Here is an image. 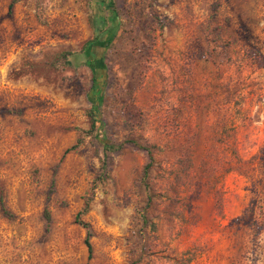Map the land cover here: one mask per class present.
<instances>
[{
  "label": "rangeland",
  "instance_id": "rangeland-1",
  "mask_svg": "<svg viewBox=\"0 0 264 264\" xmlns=\"http://www.w3.org/2000/svg\"><path fill=\"white\" fill-rule=\"evenodd\" d=\"M0 264H264V0H0Z\"/></svg>",
  "mask_w": 264,
  "mask_h": 264
},
{
  "label": "trees",
  "instance_id": "trees-1",
  "mask_svg": "<svg viewBox=\"0 0 264 264\" xmlns=\"http://www.w3.org/2000/svg\"><path fill=\"white\" fill-rule=\"evenodd\" d=\"M112 4H110V2H107V6L109 7ZM113 11V10H112ZM112 18H115V12H112ZM94 21L91 22V24H93ZM116 27V22L112 23L111 28L112 29H107V30H102V32H100V36L97 35L95 36L93 39H91L90 41H88L87 43H85L84 47L82 48V53L84 54V56H86V62L89 64V66L94 67L91 70V86H90V92L91 95L94 96V98L91 100V110H90V130L95 129L97 131V133L95 134V138L99 139V141L101 142V144L106 148L108 143L106 141L105 138H101L102 137V128L101 126H98L96 128V118H97V114H96V110L99 107V102L102 99V91L103 88L106 84V68L103 64V59H104V50L106 48V46L111 42L112 38L114 37V28ZM73 55V53H62L60 58L62 60H64L66 57ZM130 145H132L133 147H136L140 150H142L145 154V163L143 165L142 168V180H143V191L145 194V209L148 208L151 204L152 201V190L149 187L148 184V177H149V173L150 170L154 167V158L151 152V148L147 145H140L137 144L136 142H132L129 141L128 142ZM74 146H72L71 148H73ZM179 150L182 152H185L182 150L181 147H179ZM67 151V150H66ZM65 151V152H66ZM186 151L188 152V150L186 149ZM189 153V152H188ZM184 157L185 163H188V165L186 166L187 168L191 167V161L189 159V157H187L186 155H184L183 153L181 154ZM255 157H251L249 160H241L240 158H235L234 160L235 162H231V160H228V171H230L231 169H233V165L236 164L235 169L237 170V172L243 174L244 176L248 175L249 171H251V167H250V163H252L253 159ZM181 173H179L178 175V181L182 178L180 176ZM181 184V182H180ZM179 184V185H180ZM177 195L178 194V190H177ZM177 200H178V196H177ZM84 211H86V204L83 206V208L80 210V212L77 213V215L75 216V221H77V223L79 225H81L85 230H86V235H85V239H84V245L87 251V255H90V251H91V247H90V243L88 241V237H89V229L88 226L86 224H84L82 221L78 220V217L80 215V213H83ZM144 211V209H143ZM244 215H246V210L243 211V214L238 217L236 219V221H240ZM45 219H48L47 214L45 213ZM146 222V218H145V213L143 212V224Z\"/></svg>",
  "mask_w": 264,
  "mask_h": 264
}]
</instances>
